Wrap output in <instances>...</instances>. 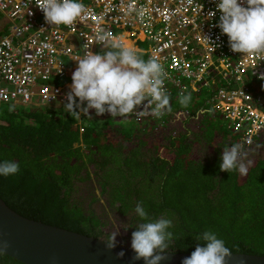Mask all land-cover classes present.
Instances as JSON below:
<instances>
[{"label": "trees", "instance_id": "16d2710c", "mask_svg": "<svg viewBox=\"0 0 264 264\" xmlns=\"http://www.w3.org/2000/svg\"><path fill=\"white\" fill-rule=\"evenodd\" d=\"M107 50L108 45L99 51ZM164 84L172 111L188 114L174 134L164 131L168 113L160 118L129 114L135 130L128 135L110 127L112 116L107 112L97 115L89 109L86 114L76 108L78 115L65 105L1 104L0 162H16L20 171L0 175V197L25 217L104 239L110 233L101 230L104 224L94 202L105 199L110 211L128 215L130 233L143 222L135 212L137 203L143 202L150 219L171 220L169 251L193 252L198 245L205 246L196 237L211 231L231 252L264 255V153L245 164L246 175L221 171L223 148L240 143L237 134L213 123L222 115L210 108L209 96L199 101L205 91L185 93L193 94L194 100L185 108L175 104L181 96L175 86L167 80ZM151 106L145 102L141 109ZM196 111L203 115L196 133L202 130V138L211 143L209 157L201 160L188 157L191 144L184 127ZM157 134L165 143L159 142ZM214 139L223 144L211 142ZM254 145L263 147L264 138L250 147ZM88 180L97 186L92 188ZM0 264L24 263L0 252Z\"/></svg>", "mask_w": 264, "mask_h": 264}, {"label": "built area", "instance_id": "2783aa9c", "mask_svg": "<svg viewBox=\"0 0 264 264\" xmlns=\"http://www.w3.org/2000/svg\"><path fill=\"white\" fill-rule=\"evenodd\" d=\"M82 2L86 10L65 26L46 23L35 0H0V14L8 20L0 36V105L66 104L72 80H61L71 79L69 71L77 67L71 57L83 55L85 44L92 52L109 45L98 40L103 32L131 42L145 60L158 57L179 94L205 91L210 108L245 147L264 138V53L230 49L227 35L215 26L218 0ZM210 10L215 12L211 20ZM204 36L218 45L213 52ZM154 107L133 114L148 117Z\"/></svg>", "mask_w": 264, "mask_h": 264}, {"label": "clouds", "instance_id": "9594fccd", "mask_svg": "<svg viewBox=\"0 0 264 264\" xmlns=\"http://www.w3.org/2000/svg\"><path fill=\"white\" fill-rule=\"evenodd\" d=\"M35 4L50 25L70 26L86 10L82 0H35ZM216 9L220 15L215 26L219 27L221 34L227 35L228 45L234 53H264V0H218ZM214 16V11L207 13L209 20ZM204 38L213 52L218 45L209 37ZM98 40L110 41L109 50L92 52L85 44L83 55L71 57L77 67L72 72L71 90L65 104L69 112L78 114L75 109L80 108L86 114L89 109H94L97 115L107 112L112 117L126 116L143 108L145 102L155 105L152 115L157 118L172 111L170 97L164 88L168 73L158 57L150 56L145 60L141 50L103 32L98 35ZM190 102V93L179 98L180 105L185 108ZM244 155L243 143L224 147L220 170L229 173L238 170L241 175H246L248 168L241 162ZM19 171L16 162H0V175H14ZM135 212L143 222L136 224V230L131 233V248L135 252L132 259L159 264L166 258L164 254L169 253L173 234L168 229L172 222L163 217L150 219L143 202L137 203ZM118 234L115 229L103 240L106 249L115 248ZM196 238L203 240L205 246L198 245L182 264H226L231 250L214 232L204 231ZM123 256L122 250L116 253L117 259Z\"/></svg>", "mask_w": 264, "mask_h": 264}, {"label": "water", "instance_id": "95a60500", "mask_svg": "<svg viewBox=\"0 0 264 264\" xmlns=\"http://www.w3.org/2000/svg\"><path fill=\"white\" fill-rule=\"evenodd\" d=\"M103 240L25 217L0 197V252L24 264H145L132 259L131 243L117 241L108 250ZM121 250L124 256L117 259ZM191 253L169 251L159 264H182ZM226 264H264V255L231 252Z\"/></svg>", "mask_w": 264, "mask_h": 264}, {"label": "rangeland", "instance_id": "374dc122", "mask_svg": "<svg viewBox=\"0 0 264 264\" xmlns=\"http://www.w3.org/2000/svg\"><path fill=\"white\" fill-rule=\"evenodd\" d=\"M7 25H8V20L3 15L0 14V31H2L3 29H6ZM205 96L206 94L205 92H203L199 101L203 100ZM33 101L37 102L38 99L34 98ZM193 102L194 100L191 102V104H193ZM84 104L86 105V102H84ZM175 104L180 106V103L178 101H175ZM59 106L61 107L63 105L60 103L52 104L53 108H57ZM176 108H179V107H176ZM179 110L180 109L173 110L170 113H168L169 117H168L167 125L164 128V131L166 133L174 134L176 133L179 126H182L181 120L184 118V116H187L188 114L185 110L184 111H179ZM128 116L129 115L109 117L108 120H109L110 127L116 128L118 130H122L123 134H128V135L132 134L135 130V123L131 119H129ZM202 118H203V115L200 113V111H196L193 114V116H189V120L184 123V127L187 128V130L189 131V141H190L191 147L187 155L191 159L201 160L204 157H209L207 155V150L210 149L211 143L209 144L202 138V130L198 134L196 133L201 127L200 120H202ZM212 121L213 123L217 124V126L218 124H221V123L223 124L222 119L220 121H216L215 119H212ZM161 135L162 134H157L158 136L157 138L160 143H165V140L163 139ZM211 142L216 143L219 146L223 144V141L222 140L220 141L219 139H214ZM250 145L247 147L244 146V152L246 153V155L241 157V162H243L244 164H249L253 162L254 160L260 158L264 153V146L261 147V145H258V146L254 145L253 147H250ZM164 156L168 158L169 160L173 159V157H170L171 155L164 154ZM88 183L90 184L92 188L97 186L94 180H88ZM83 194H84V197L88 196L87 195L88 191H84ZM105 205H106L105 199H101L93 203V208L96 209V215L99 218V221L104 224L101 230H103L104 232L111 233L113 230L118 229L119 234L116 236V241L120 240L122 243H126L127 240H131L130 229H127L128 223H129L128 222L129 216L121 215L114 211H110L109 207ZM104 211L106 212V214L104 213Z\"/></svg>", "mask_w": 264, "mask_h": 264}, {"label": "crops", "instance_id": "0c3cea01", "mask_svg": "<svg viewBox=\"0 0 264 264\" xmlns=\"http://www.w3.org/2000/svg\"><path fill=\"white\" fill-rule=\"evenodd\" d=\"M126 44L132 46L131 42H129V41H127ZM72 72H73V71H71V70L69 71L70 75H72ZM77 101H78V98H77ZM66 103H67V102H66ZM64 105H65V104H64ZM64 105H63V106H64ZM81 107H83V105H82Z\"/></svg>", "mask_w": 264, "mask_h": 264}, {"label": "flooded vegetation", "instance_id": "af4514ba", "mask_svg": "<svg viewBox=\"0 0 264 264\" xmlns=\"http://www.w3.org/2000/svg\"><path fill=\"white\" fill-rule=\"evenodd\" d=\"M66 77H69V75H67ZM69 78H70V77H69ZM70 80H71V79H70ZM67 82H69V80H68ZM119 241H120V240H119ZM119 241H118V242H119ZM126 243H127V244H130V243H131V240H127Z\"/></svg>", "mask_w": 264, "mask_h": 264}, {"label": "bare ground", "instance_id": "6f19581e", "mask_svg": "<svg viewBox=\"0 0 264 264\" xmlns=\"http://www.w3.org/2000/svg\"><path fill=\"white\" fill-rule=\"evenodd\" d=\"M127 42V41H126ZM126 44V43H125Z\"/></svg>", "mask_w": 264, "mask_h": 264}]
</instances>
